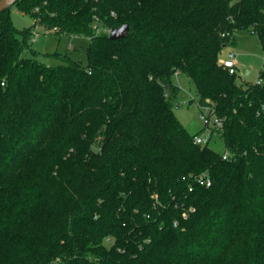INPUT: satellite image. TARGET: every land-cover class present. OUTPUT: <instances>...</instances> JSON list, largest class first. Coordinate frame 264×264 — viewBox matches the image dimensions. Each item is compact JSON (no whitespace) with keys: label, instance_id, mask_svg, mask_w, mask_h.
Listing matches in <instances>:
<instances>
[{"label":"trees","instance_id":"16d2710c","mask_svg":"<svg viewBox=\"0 0 264 264\" xmlns=\"http://www.w3.org/2000/svg\"><path fill=\"white\" fill-rule=\"evenodd\" d=\"M14 4L34 22L0 12V264H264V63L221 62L239 28L264 49V0ZM36 26L89 37L87 62L27 55ZM181 72L223 152L176 116Z\"/></svg>","mask_w":264,"mask_h":264},{"label":"rangeland","instance_id":"374dc122","mask_svg":"<svg viewBox=\"0 0 264 264\" xmlns=\"http://www.w3.org/2000/svg\"><path fill=\"white\" fill-rule=\"evenodd\" d=\"M9 13L14 24L20 29L30 28L33 19L30 14L24 13L17 4L10 7ZM36 32L29 36V47L27 55H31L33 50L38 52V59L50 65L63 63V56L82 63L87 62L86 47L89 45V37L67 34L56 35L46 32L41 26L35 27ZM237 43L227 45L223 48L221 56L223 59L229 58L234 53L236 66L238 67L239 80L242 78L257 81L259 72L264 63V49L256 34L247 29L239 28L235 32ZM33 38V41H32ZM249 69L247 74L244 71ZM173 83L179 87V91L173 100V109L182 124L192 133H198L202 138L210 136V127L205 125L202 115L209 113V107L201 106L195 85L185 73H176L172 76ZM210 146L217 151H224V144L220 139L219 131L213 133Z\"/></svg>","mask_w":264,"mask_h":264},{"label":"built area","instance_id":"2783aa9c","mask_svg":"<svg viewBox=\"0 0 264 264\" xmlns=\"http://www.w3.org/2000/svg\"><path fill=\"white\" fill-rule=\"evenodd\" d=\"M94 31L96 34H98L99 32L102 31V28L100 27L99 24L95 23L94 24ZM33 32H36V29L34 28L33 29ZM32 41H33V38H32ZM221 62L224 64V66L228 67L229 70H230V73H235V72H238V68L236 66V62H235V59H234V53L231 54V56L229 58H225V59H221ZM210 110V109H209ZM203 119L205 120V124L206 126H209L210 127V123H211V120L213 119V122H212V128H211V132H210V136H211V133H212V130L214 128H220L223 124V121L216 115V114H210L209 113L207 115H202ZM208 136V138H202L200 137L198 134L196 135L195 137V141L197 143H200V144H204L206 143L209 139H211V137ZM227 152H224L223 153V158H226L227 157ZM199 183L201 185H209L211 183V179L209 176H202L200 179H199Z\"/></svg>","mask_w":264,"mask_h":264},{"label":"water","instance_id":"95a60500","mask_svg":"<svg viewBox=\"0 0 264 264\" xmlns=\"http://www.w3.org/2000/svg\"><path fill=\"white\" fill-rule=\"evenodd\" d=\"M17 0H0V12L4 11L5 9L11 7ZM130 26L128 23H124L119 27L112 30L109 34V37L113 40L120 39L124 37L125 33L129 30ZM249 69L243 72V74H247Z\"/></svg>","mask_w":264,"mask_h":264},{"label":"crops","instance_id":"0c3cea01","mask_svg":"<svg viewBox=\"0 0 264 264\" xmlns=\"http://www.w3.org/2000/svg\"><path fill=\"white\" fill-rule=\"evenodd\" d=\"M89 40H90V39H89ZM225 58H226V57H225ZM225 58H224V59H225ZM222 59H223V56H222ZM237 68H238V67H237Z\"/></svg>","mask_w":264,"mask_h":264}]
</instances>
